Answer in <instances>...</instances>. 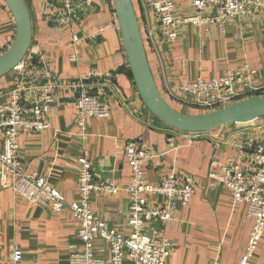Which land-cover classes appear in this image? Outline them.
<instances>
[{
  "label": "crops",
  "instance_id": "crops-1",
  "mask_svg": "<svg viewBox=\"0 0 264 264\" xmlns=\"http://www.w3.org/2000/svg\"><path fill=\"white\" fill-rule=\"evenodd\" d=\"M25 1L33 27L29 49L35 56L33 72L42 67L43 56L47 72L66 83L82 81L110 106V114L89 118L81 129L75 124L76 94L70 86L61 87L50 107V127L20 134L21 166L48 178L68 202H74L79 200V156L87 154L96 180L126 186L131 168L124 146L140 140L153 155L144 164L148 182L177 173L196 185L191 200L176 210L173 220L149 224L155 235L164 234L172 242L169 264H240L254 221L246 202H236L230 189L210 181L209 168L214 159L219 164L236 162L240 153L249 160L248 147L264 143V117L198 135L181 132L150 112L128 75L113 0ZM149 1L132 0L157 86L176 109L200 112L193 98L181 94L184 82L217 78L246 62L260 70L255 84L264 92V17L236 18L210 28L188 25L172 44H160L158 19ZM174 2L177 16L192 14V0ZM15 34L14 16L0 0V55ZM17 80L16 69L0 78V99ZM91 208L110 227L128 232L127 191L94 195ZM78 230L79 221L69 208L55 212L17 197L10 186L0 190V264L11 263L15 244L22 250V264H70V254L80 244ZM94 246L109 256V244L102 237H95ZM250 264H264V232Z\"/></svg>",
  "mask_w": 264,
  "mask_h": 264
},
{
  "label": "built area",
  "instance_id": "built-area-1",
  "mask_svg": "<svg viewBox=\"0 0 264 264\" xmlns=\"http://www.w3.org/2000/svg\"><path fill=\"white\" fill-rule=\"evenodd\" d=\"M149 3L158 19L160 44H172L188 25L210 28L215 24L224 26L236 18L256 21L264 17V0H192V14L186 17L175 14L174 0H150ZM27 56L16 68L17 83L0 99V190L10 186L17 197L32 204L42 203L55 212L64 208L73 212L79 221L80 244L70 254V264H169L173 244L161 234L152 232L150 237L149 224L173 220L176 210L191 200L196 189L194 180L175 173L160 182H148L144 164L153 155L140 140H131L124 146L131 168V182L126 186L114 180H96L87 154L79 156L78 201L68 202L48 178L27 172L19 158L20 134L24 130L41 132L50 127V107L61 87L70 86L76 94L75 124L81 129L86 128L89 118L110 114V106L100 102L85 83L80 80L66 83L52 76L47 72L43 56L42 67L34 73L32 59L35 56ZM72 59L76 57L72 56ZM260 73L246 62L217 78L186 81L180 91L183 96L193 98L198 107L217 109L255 96L250 94L261 90L255 84ZM243 146L246 145H240V148L245 149ZM248 148L252 151L249 160L240 153L236 162L219 164L214 159L209 168L210 181L230 189L236 202H246L248 216L254 221L240 264H250L264 232V143H255ZM121 190L129 195V230L126 233L110 227L91 208L92 196L104 192L117 194ZM97 236L108 242V257L95 248ZM10 260V264H22V250L17 244L11 248Z\"/></svg>",
  "mask_w": 264,
  "mask_h": 264
},
{
  "label": "water",
  "instance_id": "water-1",
  "mask_svg": "<svg viewBox=\"0 0 264 264\" xmlns=\"http://www.w3.org/2000/svg\"><path fill=\"white\" fill-rule=\"evenodd\" d=\"M4 1L14 16L16 34L9 48L0 55V78L16 69L25 59L33 34L26 1ZM113 2L133 81L140 98L155 116L177 130L193 133L247 124L264 117V93L204 113L192 114L176 109L157 86L132 0ZM149 236L152 237V230Z\"/></svg>",
  "mask_w": 264,
  "mask_h": 264
},
{
  "label": "trees",
  "instance_id": "trees-1",
  "mask_svg": "<svg viewBox=\"0 0 264 264\" xmlns=\"http://www.w3.org/2000/svg\"><path fill=\"white\" fill-rule=\"evenodd\" d=\"M127 72H128V75L130 76V78L133 79L132 73L130 71V68H128V71ZM259 94H262V92L261 91L260 92H256L253 95H259ZM196 108H197V106H196ZM198 108L200 109L199 110L200 112H198V113H204V112H208V111L214 110V109H207V108H200V107H198Z\"/></svg>",
  "mask_w": 264,
  "mask_h": 264
},
{
  "label": "rangeland",
  "instance_id": "rangeland-1",
  "mask_svg": "<svg viewBox=\"0 0 264 264\" xmlns=\"http://www.w3.org/2000/svg\"><path fill=\"white\" fill-rule=\"evenodd\" d=\"M32 54H34V51H28V56L27 57H29V55H32ZM26 63H28V61L26 60ZM16 72H17V70H16ZM181 132H184V131H181ZM164 235V234H163ZM258 247H259V245H258Z\"/></svg>",
  "mask_w": 264,
  "mask_h": 264
}]
</instances>
